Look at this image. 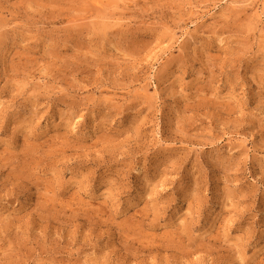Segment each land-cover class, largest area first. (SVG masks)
I'll return each mask as SVG.
<instances>
[{"label":"rangeland","instance_id":"obj_1","mask_svg":"<svg viewBox=\"0 0 264 264\" xmlns=\"http://www.w3.org/2000/svg\"><path fill=\"white\" fill-rule=\"evenodd\" d=\"M0 264H264V0H0Z\"/></svg>","mask_w":264,"mask_h":264}]
</instances>
